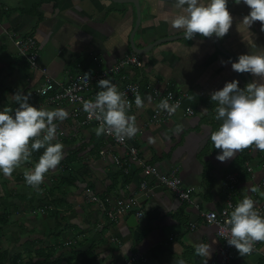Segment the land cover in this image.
Returning a JSON list of instances; mask_svg holds the SVG:
<instances>
[{"label":"crops","instance_id":"crops-1","mask_svg":"<svg viewBox=\"0 0 264 264\" xmlns=\"http://www.w3.org/2000/svg\"><path fill=\"white\" fill-rule=\"evenodd\" d=\"M140 5L142 22L134 37L137 48L183 35V30L171 26V19L180 11L173 0H140ZM227 6L233 23L220 39L221 45L236 59L264 51L261 22L248 28L242 20L250 9L234 0H228ZM127 11L119 12L111 0H0V82L7 93L2 109L15 102L12 96L18 91L35 96L29 103L37 108L65 109L69 115L57 122V139L64 145L63 160H72L67 166L74 178L68 182L65 177L69 173L52 170L45 174L39 190L28 186L24 172L34 167L32 158L11 176L0 174V249L9 254L5 264H49L45 257L51 253L50 264H123L135 254H142L147 264H175L179 259L185 264H203L195 254V244L199 243L210 244V264L221 242L217 229L209 226L200 212H220L225 207V177L234 173L239 177L236 204L244 196H250L254 206L264 204V151L252 148L245 155L242 150L220 162L216 156L221 150L215 149L210 139L221 123L215 119L217 104L211 101L212 93L233 80L239 81L240 89L247 85L245 77L233 71L230 60L216 49L214 36L199 34L192 40L161 45L141 56L143 68L125 73L131 82L140 85L142 97L153 98L143 108H137L134 100L130 104L129 114L136 117L139 132L127 139L128 144L138 150L144 165L162 173L176 170L184 185L194 188L192 196L198 210L179 201L169 190L157 187L154 178L145 176L142 165L130 162L125 148L105 135H96L98 126H80L71 106H49L35 94L42 75L24 63L14 39L34 37L39 65L54 79L67 83L78 74L113 66L133 53L130 38L137 16L134 9ZM249 76L252 82L259 80ZM113 84L121 90L123 81L117 78ZM150 86L162 92L188 93L191 99L186 106L195 115L185 117L181 112L171 121L148 125L156 105ZM98 91L96 88L94 97ZM177 125L183 126L179 135L172 131ZM150 138L154 142H149ZM114 157L121 160L122 166ZM246 164L253 174L246 170ZM144 183L147 189H142ZM87 188L101 200H138L134 211L141 210L147 222L131 227L129 219L134 212L110 223L97 204L88 202ZM44 206L53 211L42 216L31 213ZM255 244L264 252V241ZM259 261L257 254L241 256L236 250L232 264Z\"/></svg>","mask_w":264,"mask_h":264},{"label":"clouds","instance_id":"clouds-1","mask_svg":"<svg viewBox=\"0 0 264 264\" xmlns=\"http://www.w3.org/2000/svg\"><path fill=\"white\" fill-rule=\"evenodd\" d=\"M243 3L250 11L243 17L242 24L248 28L255 22H261L264 31V0H234ZM175 8L180 11L171 19V26L183 30V38L192 40L195 34L218 39L225 37L232 27L233 17L228 9V0H174ZM237 73H249L259 80L239 88V81L227 82L224 87L212 93L215 101V119L220 121L217 130L210 139L215 149L221 150L216 156L225 162L244 149L254 148L264 151V51L256 54H242L235 62L229 61ZM88 78V75L85 74ZM93 100L84 101L82 107L88 118L95 119L99 126L97 136L111 135L117 141L132 139L139 132L136 117L129 114L130 103L126 94L109 79L99 80ZM18 107L0 109V174L11 176L23 162L29 161L32 153L44 149L34 167L24 172L28 186L39 190L45 174L57 170L64 159V145L57 139V122L68 118L63 108L48 109L35 107L29 103V95L21 92L13 96ZM151 95L134 96L137 108L145 107V102H152ZM171 97L162 99L157 107L174 115L179 103H169ZM207 111V110H204ZM176 135L183 131L182 125L172 130ZM165 138H168L167 135ZM149 142H154L150 138ZM250 196H244L231 211L226 223L229 225L230 238L227 243L234 246L241 256L252 253L257 241H264V216L260 215ZM223 229H218L222 232ZM195 254L207 264L211 257L210 244H195ZM175 264H185L183 259Z\"/></svg>","mask_w":264,"mask_h":264},{"label":"built area","instance_id":"built-area-1","mask_svg":"<svg viewBox=\"0 0 264 264\" xmlns=\"http://www.w3.org/2000/svg\"><path fill=\"white\" fill-rule=\"evenodd\" d=\"M13 42L18 55L29 67V69L34 72H39L42 75V83L40 88L35 91V94L45 100L46 104L49 106H71L73 118L82 127H87L90 125L99 126L98 121L95 119L90 120L88 118V114L83 110L82 107L84 101L94 99L95 89L98 88L97 83L99 80L109 79L113 83L114 79H121L123 81V85L120 91L126 94V98L130 104H132L135 94H140L141 92L140 85L131 82L129 77L125 75V73L130 69H141L144 67V62L141 56L138 54L131 53L119 60L113 66L104 68L94 73H87L88 78L85 77V74L81 73L72 77L67 83H63L54 79L46 68H43L39 65L40 56L37 48V41L34 37H17ZM149 89L152 91V95L156 100V105L148 125H158L171 121L178 113L181 112L184 113L185 117H193L195 115V111L191 107L186 106V102L191 99L188 93L177 94L172 90H166L165 92H162L157 86H150ZM169 96L171 97V100L169 101L170 104L179 103L180 105L177 112L172 116H169L166 111L160 110L157 107L158 103L162 99H166ZM105 136L111 139L117 145L125 148L128 152L130 162L142 165L145 176L154 178L157 187H163L169 190L177 197L179 201L193 205L198 210V206L195 205L192 196L194 188L186 187L176 170L170 173H162L154 166L144 165L139 158L138 150L135 147L129 145L127 139L123 142H120L111 135ZM114 159L117 165L122 166L121 160L118 157H114ZM64 170V166L57 167V172L64 173ZM246 170L253 174V169L249 166V164H246ZM239 183V177L236 173L226 176L224 179V188L227 194L225 207L220 212H200L201 217L206 220V223L209 226H214L217 229V236L221 242L219 253L210 264L233 263L236 249L234 246H230L227 243V239L230 238V235L228 231L229 225L226 223V221L229 220L231 211L236 205L234 196L237 193ZM261 187L264 188V183L261 184ZM147 188L148 186L146 183L142 184V189ZM85 193L88 202L97 204L110 223L117 222L126 214L134 213V210L137 209L139 205L138 200L134 199L128 202H115L110 199L101 200L89 188L85 190ZM255 208L260 215L264 216V204L255 206ZM48 211H53V208L44 206L41 210H39V213L45 215ZM135 215L139 219L144 217V213L141 210L135 212ZM192 227L194 228V225ZM218 229H223V231L218 232ZM113 241L118 242L115 239H113ZM68 245L71 244L68 243ZM254 254L260 256V261L258 264H264V252L260 251L256 244L253 246L252 253L248 254L247 256ZM147 262V259L142 254H135L129 257L123 264H147Z\"/></svg>","mask_w":264,"mask_h":264},{"label":"water","instance_id":"water-1","mask_svg":"<svg viewBox=\"0 0 264 264\" xmlns=\"http://www.w3.org/2000/svg\"><path fill=\"white\" fill-rule=\"evenodd\" d=\"M173 2H174V0H173ZM111 3L115 7H118L119 12L121 10L127 11L128 8H131L132 10L134 9L136 12V16H137L136 25L134 27L133 33H132L131 38H130V45H131L133 53H135V54H138L140 56H147L151 52H153L155 50V48H157L161 45L184 39L183 35L171 37V38H166V39H159L153 43L148 44L145 48L139 49L135 46L134 37H135L136 33L138 32V30L141 26V22H142V12H141L140 0H111ZM197 35H199V34H195V36H197ZM214 43H215L216 49L222 55H224L226 58H228L230 61L235 62L237 60L230 52H228L221 45L220 39L216 38L215 36H214ZM241 74L245 77L247 84L252 82L248 73H241ZM146 222H147V220H145V215L142 219L137 218L136 215L131 216L129 219V224L131 227H137L138 224H140V223L145 224Z\"/></svg>","mask_w":264,"mask_h":264},{"label":"trees","instance_id":"trees-1","mask_svg":"<svg viewBox=\"0 0 264 264\" xmlns=\"http://www.w3.org/2000/svg\"><path fill=\"white\" fill-rule=\"evenodd\" d=\"M6 94H7V93H6L5 89L3 90L2 83L0 82V109H2L3 102L5 101V96H6ZM29 96H30V97H29V101L34 100V97H35V96H32L31 94H30ZM6 107H10V108H12L13 111H14L15 108L18 107V105H17L15 102H13L12 104H8ZM250 149H252V148L244 149V153H245V155H246V153L249 152ZM43 151H44V149L42 148V149H40V150H38V151H36V152H33V153H32V156H31V158L33 159V161L37 162L38 159H39V157H40V155H42ZM244 159H247V156H246ZM71 162H72V160L65 159V160H62L61 163L57 166V167H59V166H64V167H65L64 172H67V173H64V174H68V173L70 174V175H67V177H65V178L67 179L68 182H70L71 180L74 179V178H73V172H69V171H68L69 167L67 166V165H69ZM65 164H66V165H65ZM67 181H66V182H67ZM71 247H72V246H71ZM52 256H53L52 253H51L50 255H47L46 257L44 256V257L46 258V260L48 261L49 264H50V258H51ZM8 260H9V254L6 253V252H1V249H0V264H5V263L9 262Z\"/></svg>","mask_w":264,"mask_h":264},{"label":"rangeland","instance_id":"rangeland-1","mask_svg":"<svg viewBox=\"0 0 264 264\" xmlns=\"http://www.w3.org/2000/svg\"><path fill=\"white\" fill-rule=\"evenodd\" d=\"M39 210H41L40 208H38L37 210H35L34 212L31 211V213H33V215H36V216H42L43 214H40L39 213Z\"/></svg>","mask_w":264,"mask_h":264}]
</instances>
